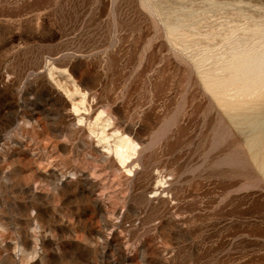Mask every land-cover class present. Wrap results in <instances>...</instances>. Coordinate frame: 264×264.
Returning a JSON list of instances; mask_svg holds the SVG:
<instances>
[{
	"label": "rangeland",
	"instance_id": "1",
	"mask_svg": "<svg viewBox=\"0 0 264 264\" xmlns=\"http://www.w3.org/2000/svg\"><path fill=\"white\" fill-rule=\"evenodd\" d=\"M258 78L264 0H0V264H264Z\"/></svg>",
	"mask_w": 264,
	"mask_h": 264
},
{
	"label": "bare ground",
	"instance_id": "2",
	"mask_svg": "<svg viewBox=\"0 0 264 264\" xmlns=\"http://www.w3.org/2000/svg\"><path fill=\"white\" fill-rule=\"evenodd\" d=\"M244 63H245V61H244ZM249 65V64H248ZM252 65V64H251ZM246 67H248V66H246ZM250 72V71H249ZM246 73V75L247 74H251V73ZM254 72V71H253ZM245 73V72H244ZM244 73H242V74H244ZM258 74V73H257ZM253 75V74H252ZM248 76V75H247ZM242 79H244V80H248V77H246L245 76V74L241 77ZM260 78H258V80L257 81H255V82H257V85H261V87H262V82H264V81H262L261 79V81L259 80ZM252 80H253V77L251 78V82H252ZM255 82H254V85H255ZM246 84V83H245ZM251 84V83H250ZM247 85H249V84H247ZM253 85V84H252ZM242 86V85H241ZM243 86H245V85H243ZM257 87V86H256ZM243 88V87H242ZM253 88V87H252ZM251 88V85H250V89H252ZM255 88V87H254ZM258 88V87H257ZM244 91V89H241V91ZM246 90H249L248 89V87L246 88V86H245V91ZM257 90V89H256ZM259 90V89H258ZM251 91V90H250ZM248 92V91H247ZM255 108V107H254ZM255 113H249V114H247V113H243V114H239L237 117H236V119L238 120V121H240V122H243V123H248V125L251 127V131H250V133H251V137L252 138H249L250 139V141H251V145L252 146H256V144H260L261 143V139H262V137H260L259 136V133H257V130H259V129H262L263 127H264V108L263 109H258L257 111H254ZM256 133H257V135H256ZM264 134V133H263ZM250 135V134H249ZM255 135V136H254ZM249 141V140H248ZM249 144V143H248ZM258 146V145H257ZM158 188V187H157ZM161 189V188H160ZM91 192V191H90ZM34 238V237H33ZM107 245V244H106ZM107 249V248H106ZM39 251V250H38Z\"/></svg>",
	"mask_w": 264,
	"mask_h": 264
}]
</instances>
